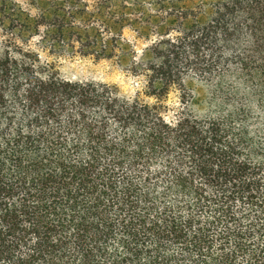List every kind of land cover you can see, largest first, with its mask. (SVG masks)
I'll list each match as a JSON object with an SVG mask.
<instances>
[{
	"label": "trees",
	"instance_id": "trees-1",
	"mask_svg": "<svg viewBox=\"0 0 264 264\" xmlns=\"http://www.w3.org/2000/svg\"><path fill=\"white\" fill-rule=\"evenodd\" d=\"M29 6L0 1V264H264V0ZM126 29L154 103L29 46L106 59Z\"/></svg>",
	"mask_w": 264,
	"mask_h": 264
},
{
	"label": "rangeland",
	"instance_id": "rangeland-1",
	"mask_svg": "<svg viewBox=\"0 0 264 264\" xmlns=\"http://www.w3.org/2000/svg\"><path fill=\"white\" fill-rule=\"evenodd\" d=\"M4 1L21 5L32 14H35V11L29 6V0ZM124 38L135 52H115V56L112 54L106 59L96 58L98 55L101 56L103 52H78L77 48L73 52H49L41 47L38 43V38L33 39L29 46L39 53L43 62L53 65L64 79L115 86L120 95L127 100L137 99L145 103H154V99L143 95L146 85L145 78L133 72L135 62L140 63L144 54L142 51L150 45V42L137 38L134 32L127 29L124 32ZM105 54L109 55L110 52ZM119 54H122L123 57L118 58ZM191 86L198 96L195 112L198 115H202L207 108L205 102L210 90L204 84L195 81H192ZM177 103L178 94L176 91H171L166 99V104L175 106ZM255 120V126L256 124H264V116L257 114Z\"/></svg>",
	"mask_w": 264,
	"mask_h": 264
}]
</instances>
